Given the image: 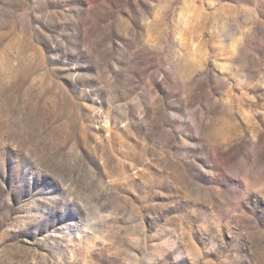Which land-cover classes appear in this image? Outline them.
<instances>
[{
    "label": "rangeland",
    "instance_id": "rangeland-1",
    "mask_svg": "<svg viewBox=\"0 0 264 264\" xmlns=\"http://www.w3.org/2000/svg\"><path fill=\"white\" fill-rule=\"evenodd\" d=\"M0 264H264V0H0Z\"/></svg>",
    "mask_w": 264,
    "mask_h": 264
}]
</instances>
